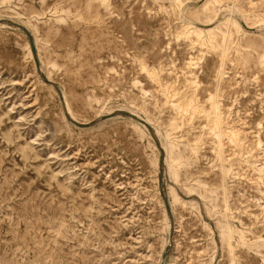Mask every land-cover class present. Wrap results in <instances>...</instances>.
Here are the masks:
<instances>
[{
	"label": "rangeland",
	"instance_id": "1",
	"mask_svg": "<svg viewBox=\"0 0 264 264\" xmlns=\"http://www.w3.org/2000/svg\"><path fill=\"white\" fill-rule=\"evenodd\" d=\"M181 1L0 0V264H264V0Z\"/></svg>",
	"mask_w": 264,
	"mask_h": 264
},
{
	"label": "bare ground",
	"instance_id": "2",
	"mask_svg": "<svg viewBox=\"0 0 264 264\" xmlns=\"http://www.w3.org/2000/svg\"><path fill=\"white\" fill-rule=\"evenodd\" d=\"M5 1H9V0H5ZM94 1L97 2V3L98 2L101 3V5H103L105 8H107L109 6V0H94ZM212 1L213 2H217L218 0H212ZM212 1L211 0H207L205 2L204 7H205L206 10L210 8L209 6L211 5ZM177 2L179 4V6L182 5V1L181 0H177ZM247 18L248 17H244V19H247ZM230 24L232 26L233 25L235 26L237 32L240 31L241 26H240L239 22L236 21V20L231 21V20L228 19L226 22H223L222 27H219V28L216 27L217 28V32L220 34V37H221L222 41L224 42V45H226L227 40H229L232 37V31L230 29ZM181 30H182V35L187 36L188 39L190 38V42L192 41L193 43H200L201 45H203V43H208V44H211L210 46H212V45L214 46V42L216 41L215 36H214L216 34V30H215V28H212V27L207 28L206 30H202L200 28L196 29L193 26L185 25L183 27V29H181ZM227 51H228V48L223 46L222 53H221V60L222 61H221L220 70H219V72L221 74H222V68H223V61H224V59L227 56ZM191 61H189V63H188V67H190L189 68L190 69L189 72H190V75H193L194 77H196L195 72H193V70H192V68H194V62H191ZM142 67H144V69H146V66L143 65ZM146 71L148 72L149 75H151V77L156 75L155 71L152 72L150 70L151 71L150 72L149 69L148 70L146 69ZM190 82H193V83L196 84L195 80H190ZM196 99H197L196 95H192L190 97H187L184 94L182 96V99L181 100L178 99L179 102L178 101L176 103L173 102V105L177 109L182 111L183 113H187L188 111H190L192 113H195V112L198 113L200 111L201 113L204 114V116L206 117L207 121L209 122L208 123L209 127L211 128V130H212V132H213V134L216 137L217 142H218L217 143V149H216L217 155L221 156L224 153V147H223L224 143H223L222 139L225 136V133L226 132H230L229 139L231 141H235L236 142V141H241V136H240L241 132H240L239 129L234 130L233 128H231V127L229 128L228 126L227 127L224 126L223 128H221V126L223 125L222 103L215 98V94L210 93L209 96L205 99L206 106H205V104H199L198 102H196ZM68 109H69V113L73 116L74 114L71 111V109L69 107H68ZM226 128H228L229 130L227 131ZM256 136H257L258 145L260 146L262 144V139L259 136V134L256 135ZM238 144H239V142H238ZM170 160H171V163L173 165V163H175L174 159L171 157ZM230 167H226L225 165H222L220 167L221 168L223 188H224L223 200L225 202L226 209H229V203L227 202V188H226V185H225V178H226V174L228 173V171L231 170ZM255 169H256V171H258V173L263 174L264 173V164L256 167ZM175 173H176V171H175ZM175 176H177V174ZM262 180H263V178H262ZM258 185H260V184H258ZM260 193H261V191H260ZM170 194L173 197V203L176 204V202L179 201V195H178V193H177V191H176V189L174 187H171V193ZM263 208H264V206H263ZM252 214L254 216L256 215L254 213H252ZM166 222H168V221H166ZM167 225H169V224H167ZM219 226H220V233H221L222 239L223 240H227L228 246H229L230 250L232 251L233 250V245H232V242H231V235L233 234V232L238 231V229L236 227H232L228 223H220ZM241 233H243V232H241ZM260 240L264 241V238H261V236H258V239L253 243V245L256 246V244H258V242ZM207 264H212V260L209 261Z\"/></svg>",
	"mask_w": 264,
	"mask_h": 264
}]
</instances>
